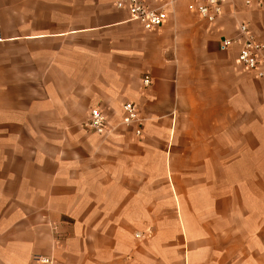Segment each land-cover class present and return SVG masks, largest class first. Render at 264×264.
I'll return each instance as SVG.
<instances>
[{
	"label": "crops",
	"instance_id": "0c3cea01",
	"mask_svg": "<svg viewBox=\"0 0 264 264\" xmlns=\"http://www.w3.org/2000/svg\"><path fill=\"white\" fill-rule=\"evenodd\" d=\"M127 1L0 2V134L35 142L0 158V264H264V52L221 50L264 46V2L146 30Z\"/></svg>",
	"mask_w": 264,
	"mask_h": 264
},
{
	"label": "built area",
	"instance_id": "2783aa9c",
	"mask_svg": "<svg viewBox=\"0 0 264 264\" xmlns=\"http://www.w3.org/2000/svg\"><path fill=\"white\" fill-rule=\"evenodd\" d=\"M178 0H128L127 4L130 9V14L133 21L141 23L146 30L160 28L168 19V9L172 8ZM226 0H193L189 9L199 14L200 18L206 22H214L222 13L223 4ZM155 2L154 5H152ZM258 5H261L264 0H256ZM251 5V1L247 2ZM118 8L123 9L125 2L119 1ZM235 44L241 45V50L238 56V61L250 71H258L260 58L264 52V46L259 43L256 38L250 33L247 25L239 26V37L237 39H227L221 45L223 52L228 51ZM260 77H264V73L259 72ZM144 85L149 87L152 80L149 77L144 79ZM125 117L123 124L127 126L140 125L137 109L134 104H126L124 106ZM86 128L93 130L98 134H106L108 129L107 119L98 110L91 113L89 121L86 123ZM141 131H138L140 135ZM41 264H50L48 259L38 258Z\"/></svg>",
	"mask_w": 264,
	"mask_h": 264
},
{
	"label": "rangeland",
	"instance_id": "374dc122",
	"mask_svg": "<svg viewBox=\"0 0 264 264\" xmlns=\"http://www.w3.org/2000/svg\"><path fill=\"white\" fill-rule=\"evenodd\" d=\"M1 2V0H0ZM86 128V126H85ZM87 130H90L89 128H86ZM7 136H13L14 138L16 136H20V141L17 142V140L13 139V141H8V142H4L3 141V138H5ZM48 134H40V136H47ZM51 135V134H50ZM55 135H58V134H55ZM18 146H24V153H22V155H27L29 156L28 154V146L30 147L31 145H33L35 142H32L31 139H27L26 136L24 134H0V158H4V157H8V158H15L18 156V153H17V149L15 147V145ZM16 145V146H17ZM21 150V149H20ZM9 172V169L8 171ZM152 233H155V235H166V233L168 234H171V235H175L176 234V229H158V228H155L153 230Z\"/></svg>",
	"mask_w": 264,
	"mask_h": 264
}]
</instances>
